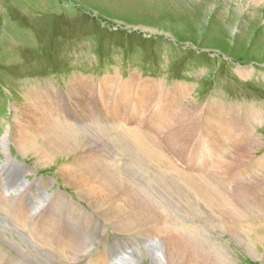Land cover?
Returning a JSON list of instances; mask_svg holds the SVG:
<instances>
[{"label":"rangeland","instance_id":"1","mask_svg":"<svg viewBox=\"0 0 264 264\" xmlns=\"http://www.w3.org/2000/svg\"><path fill=\"white\" fill-rule=\"evenodd\" d=\"M133 75L134 97L145 82L157 85L158 96H166V104L176 87L188 94L176 100L169 122L157 119V130L151 129V119L143 114L146 127L142 137L152 147L150 152L157 151L156 171L150 161L146 165L142 153L121 129L106 127L108 112L100 110L102 82L113 78L126 83ZM79 79L88 83V98L82 96V103L69 94V86ZM212 100L222 104L230 120L238 118L243 127L251 128L248 142L253 150L239 165L233 161L236 148L222 150L210 162V152L202 145L207 138L196 128L204 125L205 111L214 104ZM58 101L73 125L53 121L56 117L50 109L54 110ZM33 105L47 117V130L52 128L51 132L69 147L64 149L61 142L54 141V148H49L41 135L34 134L32 140L48 155L44 161L37 156L41 152H33L28 144L25 152L21 151L14 138L16 127L26 124L24 114ZM82 113L86 119L83 122ZM130 114L133 121L142 116L138 112ZM174 128L179 130V137L168 140L169 130ZM6 133L11 160L1 145ZM199 142L202 146L193 156V146ZM82 147L84 150H80ZM86 151L112 165L119 162L121 170L126 169L137 179L147 199L157 202L156 209L165 212L169 208L173 218L157 227L137 219L120 226L114 219L99 215L98 208L78 194V186L67 182L62 172ZM164 158L188 173L167 168ZM263 160L264 0H0V264H153L148 243L158 242L157 234L163 242L174 236L199 241L202 247L198 253L214 264H264V169L254 168L255 162ZM125 183L130 185L129 181ZM195 184H200L198 187L222 210L227 208L230 196H245L247 201L238 200L244 217L230 223L233 228L228 222H220L224 230L219 222L208 219L195 235L197 226H190V222L198 215L194 201L199 196L193 195V204L187 203L189 195L198 190ZM7 195H19V200L10 201ZM41 199L48 236L37 229L39 216L32 208ZM207 200L204 204L210 208ZM252 201L260 203V211L248 203ZM15 207L25 211L22 217L12 213ZM130 258H135L134 262Z\"/></svg>","mask_w":264,"mask_h":264},{"label":"bare ground","instance_id":"2","mask_svg":"<svg viewBox=\"0 0 264 264\" xmlns=\"http://www.w3.org/2000/svg\"><path fill=\"white\" fill-rule=\"evenodd\" d=\"M242 12V11H241ZM239 71V70H238ZM135 73V72H134ZM134 76V75H133ZM139 76V75H138ZM124 80V79H123ZM135 80V76L131 77V79L128 82H118L117 80H114L113 78H109V79H105L102 82V97H104V99L102 100V104L100 106V110L101 112L107 114L108 115L105 116V125L106 127H109L110 129H114V131H116L115 129H121L122 133H125L126 136H128L130 138V141L134 144L135 148L142 153V156H144V159H142L143 161L146 160V165L148 166L147 162L150 161V165L153 166V169L156 171L157 167V160L155 159V155H157V151L156 150H151V152L148 149H151V146H148L147 143H145V138L143 139V134H144V129H145V119L143 118V114H145V117L147 119H151L149 120V124L151 129L153 130H157V119L158 121H160V123L162 122H169L170 116H171V110L175 105L176 100L179 98V96L182 97H186L188 94L184 91V89H180L179 87L175 88V92L172 94V96L170 97L169 100V104H166V102H168V100H166V96H158V92H157V85L149 83V82H145L136 92V97L133 96V91L134 88L132 86V84L134 83ZM122 81V80H121ZM150 81V80H149ZM93 84V83H92ZM140 84V83H139ZM135 85V84H134ZM93 88V87H92ZM45 91V90H44ZM93 91V90H91ZM174 91V90H173ZM52 92V91H51ZM164 92V90H163ZM169 92V91H167ZM171 92V91H170ZM42 93V92H41ZM190 93V92H189ZM69 94H71L72 97L74 98H80L82 96L87 97L88 94V83H86L84 80H78L77 82L71 84L69 86ZM117 95V97L115 98V96ZM44 95V94H43ZM94 96V91L93 94ZM43 97V96H41ZM62 98V97H61ZM88 98V97H87ZM105 99L107 100L105 102ZM34 98H33V102H34ZM32 101V100H31ZM74 101V100H73ZM179 101V99H178ZM183 101V100H182ZM213 101V100H212ZM80 102L82 103V101L80 100ZM36 102H34L35 104ZM64 103V102H63ZM78 103V102H77ZM101 103V102H100ZM178 103V102H177ZM181 103V102H179ZM178 103V104H179ZM213 105L212 107H208L209 109L205 111V116H206V120L204 122V125H200L197 126L196 129H200V132H203L205 134V138L204 141L202 142V145L209 150V155H210V162H212L211 160L217 159L219 157V154L221 153L222 150L227 149L228 147H233L236 148L237 150V155L233 157V161L235 163H238V165L240 163H243L242 159L243 157L246 158V160L249 158V156L247 155L248 153H250L253 150V146L250 145V142H248V139L250 137L251 134V128L247 129L248 127H243V124L240 120L234 119V120H230L228 114L223 110V106L221 103L217 102V101H213ZM59 101L58 103L53 106L54 110L50 109V114L52 116H55L56 119H54L53 121L55 123H62L65 125H69L72 123L73 120L70 121V118L68 117V115H65L66 112L65 110L61 109L60 105H59ZM210 104V103H209ZM212 104V103H211ZM85 105V104H83ZM37 106V104L35 105ZM34 105L31 106V109L29 110L28 113L24 114L26 117L23 120L26 124L18 126L19 129H17L16 127V133L14 138L16 140V143L18 145V148L25 152L26 149V144L29 145V147L31 148V150L35 153H39L42 150L44 151V149H42V147H40L39 145L36 144L34 140L35 136L41 135L40 138H43L42 141L45 142V144L48 145L49 148H54V145H56L54 143L55 142H61V139L58 138V134L56 135L55 133L51 132L52 128L49 130L47 126V122H49L47 120V117H45L42 112H39L40 110L37 109V107H35ZM52 106V105H51ZM189 106V105H188ZM209 106V105H207ZM41 107V106H40ZM192 107V106H191ZM202 106H200L201 108ZM51 108V107H50ZM87 108V107H86ZM157 108V109H156ZM179 108V107H178ZM198 108V107H197ZM228 108V107H227ZM99 109V107H98ZM203 110V109H202ZM175 111V110H174ZM173 111V112H174ZM186 111V110H185ZM194 111V110H193ZM199 111V110H198ZM197 111V112H198ZM26 112V111H25ZM48 112V111H47ZM64 112V114H63ZM130 112H138L139 114H141L142 116L139 117V120H135L133 121V119L130 118ZM153 112V113H152ZM196 112V111H194ZM202 112V111H200ZM93 113V112H92ZM151 113V114H150ZM154 113H156L155 115H153ZM45 114V113H44ZM150 114V117H149ZM177 114V113H176ZM175 114V115H176ZM189 114V113H188ZM240 114V113H239ZM23 115V117H24ZM50 115V116H51ZM63 115V116H62ZM81 122H83L85 119V117L83 116L84 114H81ZM173 115V114H172ZM179 115V114H178ZM204 115V114H203ZM202 115V118H203ZM62 116V118L60 119V117ZM59 117V118H58ZM142 117V118H141ZM173 117V116H172ZM176 117V116H175ZM174 117V118H175ZM74 118V117H72ZM194 118V117H193ZM197 118V116H196ZM17 119V118H16ZM90 119L92 120V117H90ZM233 119V118H232ZM50 120V119H49ZM95 120V119H94ZM198 120V118H197ZM21 121V120H20ZM100 121V120H99ZM194 121V120H193ZM22 122V121H21ZM79 122V121H77ZM97 122V120H96ZM103 122V120H102ZM196 122V121H195ZM20 123V122H19ZM194 123V122H193ZM17 124V123H16ZM74 123H72L73 125ZM102 124V123H101ZM148 123H146L147 125ZM202 124V122H201ZM71 125V126H72ZM79 125V124H78ZM77 125V126H78ZM81 125V123H80ZM85 125V124H84ZM13 126V125H12ZM53 126V125H52ZM77 126H75V128H77ZM99 126V125H98ZM148 126V125H147ZM168 126V125H167ZM171 126V125H170ZM182 126V125H181ZM184 126V125H183ZM192 125H190L191 127ZM194 126V125H193ZM74 127V126H73ZM72 127V128H73ZM83 127V126H82ZM89 127V126H88ZM93 127V126H92ZM101 127V126H100ZM99 127V128H100ZM105 127V126H104ZM144 127V128H143ZM60 128V127H59ZM98 128V127H97ZM143 128V129H142ZM66 129V128H65ZM74 129V128H73ZM87 129V128H86ZM94 129V128H92ZM101 129V128H100ZM169 129V128H168ZM171 129V128H170ZM186 129V128H185ZM77 130V129H76ZM75 130V131H76ZM105 130V129H104ZM80 131V130H79ZM78 131V132H79ZM82 131V130H81ZM97 131V130H96ZM101 131V130H100ZM166 131V130H165ZM56 132V131H55ZM98 132V131H97ZM103 132V130H102ZM169 134H168V140H173L176 139V137H179V130L174 128L173 130H169ZM182 132V131H181ZM253 132V131H252ZM70 133V132H69ZM92 133V132H91ZM168 133V132H166ZM9 134V133H8ZM35 134V136H33ZM65 134V133H64ZM67 134V133H66ZM72 134V132L70 133ZM82 134V133H81ZM100 134V133H99ZM102 134V133H101ZM75 136V134H73ZM80 134L78 133V136ZM82 135H88V134H82ZM167 135V134H166ZM3 137L1 138L2 140V149L3 152L5 153V156H7V159L11 160L12 158L10 156H8V148L6 145L7 141V133L2 135ZM33 136V137H32ZM64 136V135H63ZM67 136V135H66ZM70 136V135H68ZM73 136V138H74ZM90 136V135H89ZM164 136V135H163ZM193 136V135H192ZM255 136V135H254ZM61 137V136H59ZM84 137V136H83ZM96 137V136H93ZM98 137V136H97ZM103 137V134H102ZM127 137V138H128ZM201 137V136H200ZM36 138V137H35ZM72 138V136H71ZM72 138V140H73ZM87 138V137H86ZM100 138V137H99ZM104 138V137H103ZM124 138V137H123ZM163 138V137H162ZM186 138V137H185ZM33 139V140H32ZM70 139V138H69ZM75 139V138H74ZM90 139V138H89ZM105 139V138H104ZM118 139V137H117ZM154 139V138H153ZM198 139V138H197ZM196 139V140H197ZM260 139V138H259ZM60 140V141H59ZM151 140V139H150ZM156 140V138L154 139ZM180 140V139H179ZM200 140V139H199ZM202 140V138H201ZM207 140V143H206ZM41 141V140H40ZM67 141V140H66ZM95 141V140H94ZM102 141V140H101ZM185 141V140H184ZM256 141V140H255ZM96 142V141H95ZM164 142V141H163ZM168 142V141H167ZM76 143V142H75ZM78 144L80 142H77ZM119 143V142H118ZM131 143V144H132ZM176 143V142H175ZM192 143V142H191ZM41 144V143H40ZM61 144H63V148L64 149H69V147L66 146V144H64V141L61 142ZM94 144V143H93ZM97 144V143H96ZM106 144V143H105ZM116 144V143H115ZM123 144V143H122ZM149 144V142H148ZM72 145V144H71ZM167 145V144H166ZM200 142L198 143V145L193 146V150H192V155L195 156L196 153H198L199 148H201L200 146ZM174 146V145H173ZM176 146V145H175ZM257 146V145H256ZM28 147V146H27ZM47 147V146H46ZM47 147L46 150H48L49 148ZM74 147V146H73ZM172 147V145H171ZM75 148V147H74ZM73 148V149H74ZM85 148V147H84ZM98 148V147H97ZM105 148V147H103ZM118 148V146H117ZM174 148V147H173ZM60 150V149H59ZM78 150V149H77ZM80 150H84L83 147L80 148ZM91 150V149H90ZM52 151V150H51ZM104 151V150H103ZM146 151V152H145ZM184 151V150H183ZM186 151V149H185ZM175 152V151H174ZM235 152V151H234ZM20 153V152H19ZM71 153V152H70ZM102 153V152H101ZM106 153V152H105ZM194 153V154H193ZM231 153V152H230ZM79 154V153H78ZM233 154V153H232ZM67 155V154H66ZM113 155V154H112ZM180 155V154H179ZM183 155V154H182ZM191 155V156H192ZM263 155V154H262ZM261 155V156H262ZM39 158L44 161V160H48V155H46V153H40ZM138 156V155H137ZM159 156H162L161 154H159ZM13 157V156H12ZM77 157V156H76ZM108 157V156H107ZM114 157V156H113ZM147 157V158H145ZM260 157V156H259ZM3 158V157H2ZM51 158V157H49ZM69 158V157H68ZM120 158V157H118ZM130 158V157H129ZM181 158V156H180ZM251 158V157H250ZM187 159V158H186ZM36 160V159H35ZM50 160V159H49ZM110 160V159H109ZM122 160V159H121ZM166 164H167V168H171V170L176 171V172H182L179 171V168L177 167V165H173L169 162V158L165 159ZM126 161V160H125ZM219 161V159L217 160ZM47 162V161H46ZM50 162V161H49ZM74 162V161H73ZM118 162V161H116ZM199 162V161H198ZM215 162V161H214ZM213 162V163H214ZM250 162V161H249ZM255 162V161H254ZM38 163V162H37ZM119 163V162H118ZM117 163V166H115L114 164L112 165L109 161H105V159L103 158H99L96 157L94 154H91L89 152H84V154L82 156H79V159H77L75 161V163L70 167L67 168L65 170H63V174L65 175V179L67 182H72L74 183V185H77L78 188L80 189V191L78 192V194L80 193L81 196L83 198H85L86 200H89L92 205L96 206L99 210V215L104 216L105 218L108 217L111 220L114 219L115 221H117V224H119L120 226H124V225H130V223H133L131 221H133L134 219L136 220H140L141 222H145L147 221L150 224L153 225H157V226H163L166 225L165 222H167L169 219L173 218L171 217L170 214L171 210L168 211L165 210V212L159 209H156L157 206L154 200H149L147 199V194L145 192L142 191V187H140L141 185L138 184L137 179L134 180V176H132L131 174H129L127 172V170L123 169L121 170L120 167L118 166L119 164ZM154 163V164H153ZM207 163V161L205 162ZM251 163V162H250ZM253 163V162H252ZM10 164V163H9ZM36 164V163H35ZM42 164V163H41ZM49 164V163H47ZM203 164V162H202ZM223 165V163H220ZM70 165V164H69ZM123 166H125L124 162L122 164ZM139 165V163H138ZM169 165V167H168ZM8 166V165H7ZM15 166V165H13ZM25 166V165H24ZM27 166V165H26ZM44 166V164H43ZM65 166V165H64ZM159 166H164V164H160ZM182 166V165H181ZM192 166V165H191ZM203 166V165H202ZM229 166V165H227ZM248 166V165H247ZM246 166V167H247ZM190 167V166H189ZM219 167V166H218ZM253 167V166H252ZM19 168V167H18ZM244 168V167H243ZM254 168H260V169H264V160L262 162H255L254 163ZM146 169V168H145ZM162 169V168H161ZM220 169V168H219ZM152 170V169H151ZM159 170V169H158ZM209 170V169H208ZM207 170V171H208ZM224 170V169H223ZM252 170V169H251ZM186 171V170H185ZM196 171V170H195ZM206 171V170H205ZM229 171V170H228ZM237 171V170H236ZM260 171V170H258ZM262 171V170H261ZM209 172V171H208ZM233 172V171H232ZM238 172V171H237ZM25 173V172H24ZM156 173V172H155ZM184 174H187L185 172H182ZM242 173V172H241ZM255 173V172H254ZM262 173V172H261ZM175 174V172H174ZM200 174V173H199ZM218 174V173H217ZM245 174V172H244ZM212 175V174H211ZM235 175V174H234ZM233 175V176H234ZM258 175V174H257ZM180 176V174H179ZM187 176V175H186ZM195 176V175H194ZM228 176V175H227ZM161 177V176H160ZM163 177V176H162ZM178 177V176H177ZM219 177V175H218ZM230 178V177H229ZM244 178V177H243ZM246 178V177H245ZM252 178V177H250ZM46 179V178H45ZM166 179V178H165ZM182 179V178H181ZM201 179V178H199ZM211 179V178H210ZM64 180V179H63ZM161 180V179H160ZM202 180V179H201ZM245 180V179H244ZM247 180V179H246ZM126 181L130 182V185H128L127 183H125ZM241 181V180H240ZM243 181V180H242ZM261 181V180H260ZM25 182V181H24ZM186 182V181H185ZM203 182V181H202ZM225 182V181H223ZM229 182V180H228ZM255 182V181H254ZM262 182V181H261ZM160 183V182H159ZM187 183V182H186ZM198 183V182H197ZM200 183V182H199ZM244 183V182H242ZM176 184V183H175ZM201 184V183H200ZM199 184V185H200ZM218 184V183H217ZM247 184V183H246ZM250 184V183H249ZM187 185V184H186ZM196 187L198 188V190H195L194 194H190L189 195V199H188V204H193V201L195 199V197H193V195L199 196V199H195L196 201H194V203H196L198 205L195 206L197 207V213L198 215H195L196 217L191 220L190 222V226H192L191 223H193V225H196V233L198 234L197 230L200 228H203V223L206 222L208 219H210L211 221L215 222H219V227L221 228V230H224L223 226H220V222H228L229 224L232 223L234 224V222H238L237 220H239V222L241 221L240 219L244 217V215L242 214V209L240 206V202H238V200H241L242 198L245 199L247 201L246 198H244L245 196H242V198L239 199V197H236V199L234 198V196H230L229 197V202L227 205V208L222 210L223 207L220 208L219 204L216 205L217 203H215L214 200H212L210 198V196H206L208 193L205 192V190L203 191V189L201 190L198 186V184H195ZM203 185V184H202ZM215 185V184H214ZM259 185V184H258ZM263 185V184H261ZM188 186V185H187ZM186 186V187H187ZM209 186V185H208ZM211 186V185H210ZM260 186V185H259ZM185 187V185H184ZM201 187V186H200ZM183 188V186H182ZM202 188V187H201ZM204 188H206L204 186ZM13 189V188H12ZM208 189L211 190V188L208 187ZM212 189H216L212 188ZM183 190V189H182ZM185 190V189H184ZM189 190V189H188ZM233 190V189H231ZM20 191V190H19ZM218 191V190H217ZM224 191V190H223ZM258 191V190H257ZM188 192V191H187ZM243 192V191H242ZM245 192V191H244ZM185 193V192H184ZM164 194V193H163ZM238 194V193H237ZM264 194V193H263ZM19 195H24V193H21ZM19 195H16L15 197H12L10 195H7V198H10L12 200H19ZM43 195V194H42ZM165 195V194H164ZM209 195V194H208ZM246 195V194H245ZM216 196V195H215ZM229 196V194H228ZM239 196V194H238ZM185 196H183L184 199ZM187 197V196H186ZM185 197V198H186ZM192 197V198H190ZM7 198H5V200L7 201ZM194 198V199H193ZM182 199V200H183ZM209 199V200H207ZM249 199V198H248ZM255 199V198H254ZM82 200V199H81ZM204 200H207L209 203H211V207L207 208V206L204 204ZM218 200V199H217ZM256 200V199H255ZM9 201V202H10ZM154 201V202H153ZM178 201V200H177ZM43 200L41 199V201H37L34 203V206L32 208L36 209V211H33L35 214H38L39 218L37 220V229L39 231H41L42 233L46 232L45 230V225L43 219L45 218L46 212H45V208L42 205ZM219 202V201H218ZM223 202V201H221ZM71 203V202H70ZM174 203V202H173ZM178 203V202H177ZM184 203V202H183ZM186 203V204H187ZM245 202H243L244 204ZM250 204H252L253 208L255 207L257 210H259L260 207V203L258 201H252V202H248ZM248 203H245L248 204ZM103 204V205H102ZM155 204V205H154ZM160 205L163 206L162 203H159ZM242 204V203H241ZM242 204V205H243ZM249 204V205H250ZM178 205V204H177ZM262 208H263V204ZM76 206V205H75ZM170 208L173 206L171 204L168 205ZM176 206V205H175ZM181 206V205H180ZM193 206V205H192ZM222 206V204H221ZM80 207V206H78ZM164 207V206H163ZM194 207V208H195ZM245 208V206H243ZM160 208V207H158ZM173 208V207H172ZM252 208V207H251ZM252 208V209H253ZM13 212L12 213H16L15 216L18 217H22L25 213V211L23 212L22 210L18 209L17 207L13 208ZM33 209V210H34ZM164 209V208H163ZM176 209V208H175ZM188 210V208H186ZM246 209V208H245ZM248 209V208H247ZM251 209V211H252ZM255 210V213L257 214V210ZM82 210V209H81ZM174 210V209H173ZM190 210V209H189ZM181 211V210H180ZM193 211V209H192ZM250 211V210H248ZM260 211V210H259ZM168 214H167V213ZM186 212V211H185ZM183 213V212H182ZM193 213V212H192ZM195 213V211H194ZM245 213V212H244ZM254 213V212H253ZM261 213V212H260ZM259 214V213H258ZM262 214V213H261ZM188 215V214H187ZM186 215V216H187ZM248 215V214H247ZM251 215V214H250ZM264 214H262L261 216H263ZM36 218V216H33ZM248 217V216H247ZM250 217V216H249ZM253 217V216H252ZM256 218L259 216H255ZM104 219V218H103ZM254 219V218H253ZM47 220V219H46ZM50 220V219H49ZM107 220V219H106ZM109 220V219H108ZM107 220V221H108ZM136 220V221H137ZM196 220V222H192ZM106 221V222H107ZM174 221V220H173ZM187 221V220H186ZM245 221V220H244ZM48 222V220H47ZM135 222V221H134ZM152 222V223H151ZM176 222V220H175ZM250 222V221H249ZM248 222V223H249ZM147 223V224H148ZM183 223V222H182ZM210 223V222H209ZM212 223V224H213ZM221 223V224H222ZM114 224V223H113ZM116 224V225H117ZM217 224V225H218ZM226 224V223H225ZM247 224V223H246ZM177 225V224H176ZM227 226H229L228 224H226ZM156 226V227H157ZM186 226V225H185ZM189 226V224H188ZM209 226V225H208ZM253 226V224H252ZM52 227V226H51ZM137 227V226H136ZM152 227V226H151ZM120 228V227H119ZM135 228V227H134ZM170 228V227H169ZM189 228V227H187ZM191 228V227H190ZM229 228H233L230 224ZM249 228V227H248ZM247 228V229H248ZM158 229V228H157ZM185 229V227H184ZM235 229H238L235 227ZM48 232L49 229L47 228ZM53 230V229H52ZM104 230V229H103ZM150 230V229H149ZM168 230V229H167ZM228 230V229H227ZM240 230V229H239ZM238 230V231H239ZM137 231V230H136ZM140 231V230H139ZM146 229L142 232H145ZM189 231V230H188ZM251 231V230H250ZM122 233V231H120ZM153 232V231H152ZM163 232V231H162ZM190 232V231H189ZM43 233V234H44ZM125 233V232H124ZM137 233H139L137 231ZM167 233V231H166ZM174 233V232H172ZM177 233V232H176ZM192 233V232H190ZM200 233V232H199ZM238 233V232H235ZM1 234V233H0ZM40 234V233H39ZM170 234V231H169ZM193 234V233H192ZM239 234V233H238ZM45 236H48V234H44ZM144 235V234H143ZM149 235V234H148ZM162 235V234H161ZM203 235V234H202ZM231 235L236 236L233 231L231 232ZM194 236V234H193ZM248 236V235H247ZM156 237H159L158 242L157 239L153 240V241H149V245H148V249L150 250V256H151V260L153 262V264H214L212 262V260L209 257H204V255H202L201 253V243L199 241L196 240H185V239H176L175 236L173 238L168 237L166 242H163V239L160 238V235H156ZM198 237V236H197ZM205 237V236H204ZM207 237V236H206ZM199 238V237H198ZM195 237V239H198ZM208 238V237H207ZM243 238V237H241ZM245 238V237H244ZM154 239V238H153ZM1 240V239H0ZM8 240V239H6ZM45 240V239H44ZM148 240V239H147ZM199 240V239H198ZM205 240V239H204ZM203 240V241H204ZM240 240V239H239ZM247 240V239H246ZM250 240V238H249ZM248 240V241H249ZM6 242V241H5ZM9 242V241H8ZM202 242V241H201ZM206 242V241H205ZM251 242V241H250ZM7 243V242H6ZM156 243V244H155ZM203 243V242H202ZM248 244V243H247ZM251 244V243H250ZM16 245V244H15ZM203 245V244H202ZM23 246V245H22ZM147 246V245H146ZM248 246V245H247ZM255 247V246H254ZM206 248V247H205ZM204 248V249H205ZM219 248V247H218ZM22 249V248H21ZM87 249V248H86ZM211 249V248H210ZM215 249V248H214ZM62 250V249H61ZM3 251V250H2ZM88 251V250H87ZM208 251V250H206ZM250 251V249H249ZM1 252V251H0ZM215 252V251H214ZM222 252V251H221ZM260 252V251H259ZM3 253V252H2ZM31 253V252H30ZM87 253V252H86ZM171 253V256H168ZM8 254V253H7ZM83 254V253H82ZM85 254V253H84ZM144 254V253H142ZM206 254V253H205ZM248 254V253H247ZM6 255V252H5ZM21 255V254H20ZM148 255V253H147ZM252 255V254H251ZM4 256V255H3ZM11 256V255H10ZM135 256V255H134ZM139 256V255H138ZM249 256V255H248ZM262 255H260L261 258ZM253 257V256H252ZM14 258V257H13ZM17 258V257H16ZM33 258V257H32ZM41 258V257H40ZM224 258V257H223ZM254 258V257H253ZM4 259V258H3ZM2 259V260H3ZM10 259V258H9ZM39 259V258H38ZM118 261H122V257L116 258ZM132 259L131 261L134 262L135 258H130ZM12 260V259H11ZM18 260V259H17ZM29 260V259H27ZM149 260V259H148ZM92 261V260H91ZM137 261V259H136ZM260 261V260H259ZM258 261V262H259ZM124 262H127V260H124ZM150 262V261H149ZM139 263V262H138ZM224 263V262H223ZM227 263V262H226ZM11 264V263H10ZM152 264V263H151Z\"/></svg>","mask_w":264,"mask_h":264}]
</instances>
